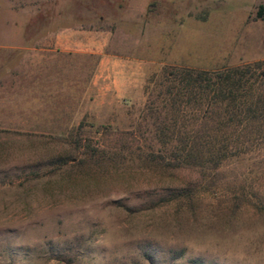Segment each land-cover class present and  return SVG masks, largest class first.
Returning <instances> with one entry per match:
<instances>
[{
	"label": "rangeland",
	"instance_id": "1",
	"mask_svg": "<svg viewBox=\"0 0 264 264\" xmlns=\"http://www.w3.org/2000/svg\"><path fill=\"white\" fill-rule=\"evenodd\" d=\"M260 6L0 0V264H264V148L204 178L138 155L165 68L264 61Z\"/></svg>",
	"mask_w": 264,
	"mask_h": 264
},
{
	"label": "trees",
	"instance_id": "2",
	"mask_svg": "<svg viewBox=\"0 0 264 264\" xmlns=\"http://www.w3.org/2000/svg\"><path fill=\"white\" fill-rule=\"evenodd\" d=\"M151 82L144 117L152 120L160 147L138 154L149 166L194 168L204 178L228 160L264 148V61L167 67Z\"/></svg>",
	"mask_w": 264,
	"mask_h": 264
},
{
	"label": "crops",
	"instance_id": "3",
	"mask_svg": "<svg viewBox=\"0 0 264 264\" xmlns=\"http://www.w3.org/2000/svg\"><path fill=\"white\" fill-rule=\"evenodd\" d=\"M7 66L6 65H3V64H0V82L7 80V77L6 75L2 74V71H6V73H9V69H6ZM8 101H9V98L7 96H4L3 98H1L0 100V112H8L10 110H12L10 107H8ZM3 104V106H2Z\"/></svg>",
	"mask_w": 264,
	"mask_h": 264
}]
</instances>
